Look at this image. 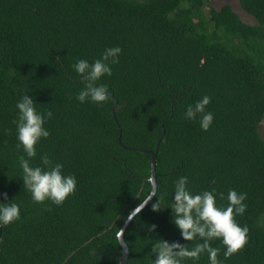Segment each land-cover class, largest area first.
Here are the masks:
<instances>
[{
	"label": "trees",
	"instance_id": "1",
	"mask_svg": "<svg viewBox=\"0 0 264 264\" xmlns=\"http://www.w3.org/2000/svg\"><path fill=\"white\" fill-rule=\"evenodd\" d=\"M239 1L255 23L210 0H0V202L12 199L21 215L0 229V264H119L117 233L152 188L142 150L158 142L157 190L124 232L125 264H151L161 239L200 242L181 238L166 206L180 176L193 192L247 193L235 216L247 244L227 259L219 240L211 246L223 264H264V0ZM114 46L119 62L99 81L110 101L80 103L84 82L72 65ZM25 91L38 111L53 112L33 165L47 154L77 179L60 206L34 204L20 178L13 120ZM204 95L214 116L207 131L183 116ZM157 200L163 208L153 211ZM185 264H208L207 254Z\"/></svg>",
	"mask_w": 264,
	"mask_h": 264
},
{
	"label": "clouds",
	"instance_id": "2",
	"mask_svg": "<svg viewBox=\"0 0 264 264\" xmlns=\"http://www.w3.org/2000/svg\"><path fill=\"white\" fill-rule=\"evenodd\" d=\"M122 49L119 46L104 49L100 58L89 63L86 59H79L72 68L84 82L83 88L76 95L80 103H93L103 106L110 101L111 93L108 86L99 83L105 75H112V65L119 62V54ZM25 91L16 101V115L13 124L16 129L17 149L22 150L18 156L21 169L23 187L31 195L34 204H51L60 206L77 188V179L74 174H64V165L55 162L47 154L40 156V164L33 165L32 161L37 157L36 145L42 139H47L51 133L45 126L53 118V112L47 110L38 111L34 98ZM211 97L204 95L194 104H188L184 111V119L198 121L199 127L207 131L214 120L213 113L207 111ZM215 183V181H212ZM188 176H180L173 182V193L167 207L171 209L172 223L179 230L180 236L185 241H200L191 248L179 241L168 242L161 239L152 244L151 253L155 259L151 264H185L186 261H199L201 256L207 254L208 264H223L218 258L220 248L211 246V241L219 240L224 246L223 256L230 258L238 253L248 241V227L240 226L235 216L243 215L247 209L244 202L247 193L229 189L227 195L217 192L216 188L203 189L193 192L189 187ZM5 198L7 194H2ZM151 194L146 200L138 204L128 214V221L133 220L145 207ZM217 197L226 200L225 205L217 203ZM160 202L152 204V210H160ZM50 210V209H49ZM21 219L20 205L14 201L0 202V229ZM156 225H151L150 230H155ZM123 229L117 233L120 240Z\"/></svg>",
	"mask_w": 264,
	"mask_h": 264
},
{
	"label": "water",
	"instance_id": "3",
	"mask_svg": "<svg viewBox=\"0 0 264 264\" xmlns=\"http://www.w3.org/2000/svg\"><path fill=\"white\" fill-rule=\"evenodd\" d=\"M116 106H117V99L115 98V104H114L113 109H112L113 115H114ZM119 141H120V137H119ZM158 144H159V142H158ZM158 144H157V147H156V149L154 151L148 150V149L142 150V151H145V152H147V153H149L151 155V175H150L149 179L151 181L152 188H151V191L148 194V196L151 195V194H155L156 190H157V181H156V170H155V167H156V154H157V150H158ZM147 197L144 200H146ZM153 197H154V195L152 196V198ZM152 198H151V200H152ZM151 200H148L147 204ZM129 223H130V221H128V219H126V221L124 222V224L120 228V229H123V235L121 236V238L119 240L123 251H122V255L120 257L119 264H125L127 259H128V256H129V247H128V244L126 243L125 239H124V232H125L127 226L129 225ZM119 232H120V230H119Z\"/></svg>",
	"mask_w": 264,
	"mask_h": 264
},
{
	"label": "rangeland",
	"instance_id": "4",
	"mask_svg": "<svg viewBox=\"0 0 264 264\" xmlns=\"http://www.w3.org/2000/svg\"><path fill=\"white\" fill-rule=\"evenodd\" d=\"M210 3L213 6H215L216 8H220L221 6H223L225 4H230L233 7L234 11L239 14V16L241 17L242 20H244V21H246L248 23H255L256 22L254 17H252L251 15L246 13L241 8L239 0H210ZM259 129H260V132H261L262 137L264 139V119L262 120Z\"/></svg>",
	"mask_w": 264,
	"mask_h": 264
}]
</instances>
